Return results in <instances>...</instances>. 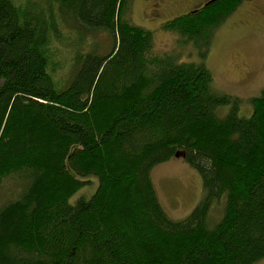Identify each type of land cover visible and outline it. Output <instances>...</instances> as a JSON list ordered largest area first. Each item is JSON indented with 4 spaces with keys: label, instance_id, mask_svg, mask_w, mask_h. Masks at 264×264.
Instances as JSON below:
<instances>
[{
    "label": "trees",
    "instance_id": "1",
    "mask_svg": "<svg viewBox=\"0 0 264 264\" xmlns=\"http://www.w3.org/2000/svg\"><path fill=\"white\" fill-rule=\"evenodd\" d=\"M240 1L215 0L200 22L192 14L172 22L183 19L191 38ZM130 4L0 0V264L264 258V90L241 115L204 63L154 54L152 32L127 17ZM58 23L76 46L62 84L47 56ZM98 31L110 49L84 50ZM176 153L202 182L201 200L181 219L164 210L151 178ZM89 176L94 191L72 200Z\"/></svg>",
    "mask_w": 264,
    "mask_h": 264
},
{
    "label": "rangeland",
    "instance_id": "2",
    "mask_svg": "<svg viewBox=\"0 0 264 264\" xmlns=\"http://www.w3.org/2000/svg\"><path fill=\"white\" fill-rule=\"evenodd\" d=\"M12 1L22 6L26 0ZM130 1L127 17L133 24L152 32L154 54L171 55L178 62L204 63L212 73L216 91L237 97L239 113L251 114L250 98L264 90V0H241L227 15L216 11L214 19L206 18L210 22L206 21L207 25L191 38L180 28L183 19L172 22L176 17L172 10L168 14L154 11L157 0ZM207 8L189 17L199 21L196 17H201ZM58 30L59 40L51 38L47 48L48 71L57 84H62L71 74L76 46L70 41L74 38L72 31L61 23ZM84 41V50L94 49L103 54L110 49V36L102 31L87 34ZM229 108L226 106L223 111ZM88 178L92 182L79 189L72 200L94 191L97 179ZM151 178L161 205L173 219L184 218L202 198L201 178L182 157H173L153 167ZM222 203L218 202L221 207ZM253 264H264V258Z\"/></svg>",
    "mask_w": 264,
    "mask_h": 264
},
{
    "label": "flooded vegetation",
    "instance_id": "3",
    "mask_svg": "<svg viewBox=\"0 0 264 264\" xmlns=\"http://www.w3.org/2000/svg\"><path fill=\"white\" fill-rule=\"evenodd\" d=\"M214 1L215 0H191L185 2V0H157L155 4V9L157 8V10L154 9V11H157V14H160L161 12V14H168V12L172 10V13H174L173 15L176 16H173V19H175L182 15L195 14Z\"/></svg>",
    "mask_w": 264,
    "mask_h": 264
},
{
    "label": "water",
    "instance_id": "4",
    "mask_svg": "<svg viewBox=\"0 0 264 264\" xmlns=\"http://www.w3.org/2000/svg\"><path fill=\"white\" fill-rule=\"evenodd\" d=\"M175 156H178V153H176Z\"/></svg>",
    "mask_w": 264,
    "mask_h": 264
}]
</instances>
